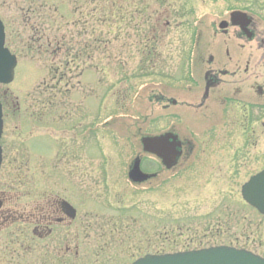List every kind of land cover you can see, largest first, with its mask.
Listing matches in <instances>:
<instances>
[{"label": "rangeland", "instance_id": "374dc122", "mask_svg": "<svg viewBox=\"0 0 264 264\" xmlns=\"http://www.w3.org/2000/svg\"><path fill=\"white\" fill-rule=\"evenodd\" d=\"M263 1L0 0L18 61L14 82L0 86V184L10 199L32 196L4 214L55 194L77 211L76 226L45 241L9 212L0 264H132L218 246L264 257V217L241 196L264 169V128L238 124L237 108L225 121V80L203 100L206 76L225 64L217 56L209 67L224 39L213 28L237 9L264 14ZM169 131L185 143L172 170L141 144ZM137 158L156 175L148 183L128 177Z\"/></svg>", "mask_w": 264, "mask_h": 264}, {"label": "flooded vegetation", "instance_id": "af4514ba", "mask_svg": "<svg viewBox=\"0 0 264 264\" xmlns=\"http://www.w3.org/2000/svg\"><path fill=\"white\" fill-rule=\"evenodd\" d=\"M234 13H242L246 18L237 20V24H234L232 20V14ZM221 25H223V28H220ZM217 30L219 32H217ZM217 30L213 28L214 36H218L219 34L222 35L224 39L222 42L216 40L219 42L215 48L218 55L210 57L209 67L214 64L217 56L221 58V60L223 59L225 64L223 68L216 69L212 75L209 74L206 76L208 83L206 90L208 91H206L203 100L206 101V99H209L210 90H212L213 87L218 88L225 80L227 84L234 85L231 88V92L234 96L231 98H227L226 96L220 97V112L226 117L225 121H228L227 118L229 112L232 109L237 108L240 113L236 120L238 124H243L247 129H249L250 126L252 128H254V126L257 128L258 125H260L261 128H264V14L249 9H237L231 11L228 14V17L219 23ZM243 52L246 53L242 54ZM258 52H261L259 61H257V66L254 70H251L250 64L256 58ZM242 63L246 65L243 69L239 65ZM227 64L230 65V67H234V69L227 70L229 68ZM248 73L250 74L248 75ZM5 96L6 94H3L2 98H5ZM2 98L0 97V99ZM2 105L4 113V104L2 103ZM35 114L36 107L28 109L29 116L34 118ZM168 133L176 135L173 131L164 134ZM179 140L182 142V148L180 149V151H182L181 159L184 155L185 143L180 137ZM160 162L162 161L160 160ZM3 167L4 160H2L0 176ZM151 180L145 183H148ZM53 196L54 198L50 195L48 200L44 201L43 207H40V204H37L34 201V206L32 204L25 208H13L14 210L8 211L4 214V207L7 204L18 200L23 201L24 199L31 200L32 196L25 197L21 195V193L16 192L15 197L10 199L8 197V192L3 191L0 184V221L7 217L10 212L9 218L13 216L16 218L14 222L31 226L34 233H38V235L41 236L40 238L44 241L51 238H57V236H59L58 234L61 233V228L71 229L73 226H76L77 211L73 208L76 211V214L75 217L72 218L73 212L64 204L68 203V201L62 199L60 195L55 194ZM68 204L71 205L70 203ZM16 206H20V204L16 203ZM74 233L75 240H77L80 236V229L76 227ZM47 248L49 249L48 246ZM65 253H70V249L66 248Z\"/></svg>", "mask_w": 264, "mask_h": 264}, {"label": "water", "instance_id": "95a60500", "mask_svg": "<svg viewBox=\"0 0 264 264\" xmlns=\"http://www.w3.org/2000/svg\"><path fill=\"white\" fill-rule=\"evenodd\" d=\"M246 18L242 13L232 14L234 24L237 20ZM223 28V25L220 26ZM6 33L0 21V85L13 83L17 58L6 48ZM208 91V90H207ZM176 104V102H173ZM3 134V112L0 103V139ZM143 151L162 160L167 170L174 168L182 155V142L178 136L166 134L159 137H144L141 140ZM2 149L0 146V166ZM154 176L141 170V160L136 159L131 167L129 179L135 184H142ZM243 200L264 215V171L252 177L241 190ZM72 212L76 211L68 203H64ZM132 264H264V259L246 250H238L228 246L211 247L201 250L180 252L165 255H147Z\"/></svg>", "mask_w": 264, "mask_h": 264}]
</instances>
